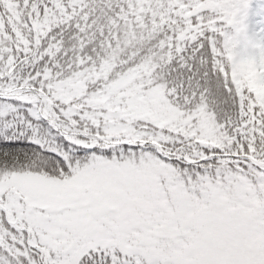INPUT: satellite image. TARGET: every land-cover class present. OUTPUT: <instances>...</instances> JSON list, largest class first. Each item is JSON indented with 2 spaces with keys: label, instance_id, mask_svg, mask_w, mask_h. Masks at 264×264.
Wrapping results in <instances>:
<instances>
[{
  "label": "snow or ice",
  "instance_id": "snow-or-ice-1",
  "mask_svg": "<svg viewBox=\"0 0 264 264\" xmlns=\"http://www.w3.org/2000/svg\"><path fill=\"white\" fill-rule=\"evenodd\" d=\"M264 0H0V264H264Z\"/></svg>",
  "mask_w": 264,
  "mask_h": 264
},
{
  "label": "rangeland",
  "instance_id": "rangeland-1",
  "mask_svg": "<svg viewBox=\"0 0 264 264\" xmlns=\"http://www.w3.org/2000/svg\"><path fill=\"white\" fill-rule=\"evenodd\" d=\"M251 21H252V26L254 28H259L261 24L264 23V21H261V19L257 17L255 14L252 16Z\"/></svg>",
  "mask_w": 264,
  "mask_h": 264
}]
</instances>
